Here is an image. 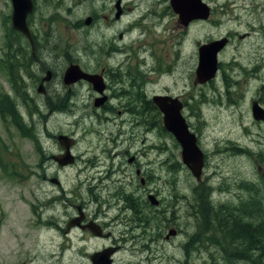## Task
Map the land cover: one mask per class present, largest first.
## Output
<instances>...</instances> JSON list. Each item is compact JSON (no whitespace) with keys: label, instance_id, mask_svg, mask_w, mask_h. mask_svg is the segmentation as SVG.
I'll return each instance as SVG.
<instances>
[{"label":"rangeland","instance_id":"obj_1","mask_svg":"<svg viewBox=\"0 0 264 264\" xmlns=\"http://www.w3.org/2000/svg\"><path fill=\"white\" fill-rule=\"evenodd\" d=\"M33 1L36 7L28 17L27 25L39 50L35 57L40 62L43 58L60 69L63 66V59L76 57L84 60L87 56H93L94 59L104 63L108 56L104 48L101 49L103 45H100L98 41L105 38L112 41L113 47L117 49L127 46L123 55L116 58L113 65L125 61V56H130L134 58L133 61H145L144 68H151L152 59L159 58L164 65L169 67V71L167 74L162 73L159 77L156 73H148L145 82L150 83V86L147 90L156 91L168 88L175 92L189 94L186 98L188 107L184 109L183 115L190 129L198 135L200 144L206 145L210 150L221 149L224 144L227 145L226 134L236 131L235 127L222 123L220 108L215 106L211 108L204 104L203 94L211 97L213 96L212 91L202 88L201 85H195L193 82L198 57L197 45L217 39L229 28L239 32L250 31L248 28L253 24L252 17L256 14L264 16V0H236L235 3H228L230 10L225 13L220 12V7L227 0H203L213 8L210 20L207 24H194L187 30H184L178 23L177 15L169 6V0H154L152 5H148L147 0H144L139 10L132 14L130 9L132 4L128 3L129 0H120L125 14L118 20H115L116 11L114 9L118 0H105L106 5L102 10L98 9L103 5L101 0ZM94 6L99 7L91 11ZM234 7L235 11H233ZM11 11L10 0H0V58H3L2 51H6L7 46H11L14 51L24 52L25 45L28 43L24 36L12 29ZM146 11L151 14H142ZM234 12L236 20L231 21L229 19L234 16ZM252 12L254 14L250 15ZM222 14L228 15L221 17ZM143 15H152L166 23L164 26L158 24L153 27L151 24L147 25L145 20L141 21L143 24L137 21L139 28L130 33L128 31L130 26L127 24ZM92 16L97 19V24L93 28L92 20L90 24H85L88 18L92 19ZM134 40L143 44L147 51H140L141 49L136 47L139 44L132 43ZM262 52L264 51L256 46L254 37L251 35L242 42L235 39L224 52L219 53L218 62L229 64L232 60L241 62L251 58L254 60L258 59ZM152 53H154L153 57H151ZM39 61H35L31 68L33 74L38 70ZM2 71H4L3 64H0V73ZM225 73L229 74V68L225 70ZM214 84H217L216 80ZM1 85H5V80L0 74ZM18 89L21 92L19 87ZM256 91L258 89H254V92ZM17 99V109L13 116L7 119L0 117V219H5L2 220L3 226L0 231V264H22V262L36 264L37 259V264H44L45 259H48V253L56 250L60 243L57 239L46 235L43 226L40 225V217L36 216L33 211L43 206L47 198L60 196V189L51 183L43 182L41 178L43 170L48 175L56 171V167L52 165L48 168L44 164L40 166L43 159L42 151L47 149L49 151L53 148L51 147L52 142L46 139L43 126L51 133L72 131L79 140L81 153L90 152V158L97 154L98 159L93 157L92 162H96L98 169L91 170L93 167L88 168L85 163L83 166L81 162L76 167L60 171L58 174L62 190L68 198L73 199L74 203L89 202L88 191L94 192V195L102 201L111 204V217H114L118 212V206L111 201V194L117 191V187H122V191L128 194V199L132 197L135 199V202L128 201L129 206L136 205L137 212L142 210L144 214L150 215V218L156 219L157 221L153 224H160L161 233L166 234L179 230V233L173 236L174 238L170 236L168 243H165L163 239L155 242L154 250L160 255V264H181L183 261L181 247L184 245L186 235L188 236L186 242L192 252V257L189 259L187 256L184 261L187 264H230L226 258L232 259V264H256L252 260L255 257V251L250 252L245 249V245H239L241 244L239 242L229 245L227 239L216 235L221 233L215 221L219 220L224 226L222 219L233 210L228 208L213 211L212 207L209 209L206 201L208 193L194 190L196 181L182 164L179 149L172 135L163 129L162 122L159 128L151 123L153 119L150 114H146L144 128L134 127L133 135L129 137L130 154L137 157L142 169L149 170L147 172L150 178L148 185L141 186L138 177H135L134 167H128L131 165L126 163V159H121L116 160L117 165L112 171L111 178L107 177L108 173L105 174V179L101 182L103 185L99 186V180L88 179L93 175L98 177L100 171L104 170V167L107 169L110 162L104 153L95 149L97 133L83 132V128L90 124L80 126L76 130V122L82 114L77 113L75 116L76 113L63 112L47 116L45 119H43L45 113H42V116L35 114L32 120L36 123L40 135L39 137L36 134L30 136L27 133L28 121H26L27 114L23 101L20 97ZM89 120L92 121L93 129L100 128V131L105 134L111 127L109 124L107 127L99 126L97 120L87 117L82 119L81 123L88 124ZM130 129L131 127H129V134ZM105 144L104 139L103 142H99V147L100 145L104 147ZM75 152L78 154L77 150ZM216 152L220 155L211 157L210 161L213 166H217V170L209 167L206 172L210 177L215 176L213 181L215 186L223 182L225 187L234 189L233 196L239 193L240 180L252 182L254 175L257 178L260 175L264 178V164L260 160L254 164V170L251 163L245 159L230 157L227 155L228 151ZM258 165L262 167V170L256 168ZM117 167L119 171H116ZM214 171L219 177L213 173ZM79 183H81L78 189L81 200L78 199L75 188L79 187ZM103 187L105 190H100ZM191 188L195 193H191ZM148 189L156 194V199L162 202L161 211H155L156 214L141 208L138 204L145 202V193ZM72 190L75 191L70 194ZM217 193L223 192L217 191ZM186 197L194 204L193 207L187 206L189 201ZM257 197L264 198L263 189L258 190ZM113 198L116 197L113 195ZM212 198L215 203L237 204L236 199L230 198L229 200V197L224 194H213ZM119 200L122 202L121 199ZM51 203L57 204L56 201ZM197 203H199L198 206ZM45 209L47 210L39 211L42 219L47 218L48 214L53 219L60 220L66 210L60 205L55 208L45 207ZM88 209L92 211L93 205H90ZM200 211L202 214L199 213ZM236 214H241L243 221L250 222L252 225L261 221L256 219L255 212L249 213L241 210ZM130 217L131 213L122 212V218ZM240 251H247L246 256L251 259L249 263L236 260V253ZM145 254L147 253L144 252L142 255ZM164 256H170V260L165 259ZM140 257L137 254H127L126 257L118 256L115 264L136 263ZM172 260H174L173 263ZM262 261L264 264V260Z\"/></svg>","mask_w":264,"mask_h":264},{"label":"flooded vegetation","instance_id":"obj_2","mask_svg":"<svg viewBox=\"0 0 264 264\" xmlns=\"http://www.w3.org/2000/svg\"><path fill=\"white\" fill-rule=\"evenodd\" d=\"M101 1H103V5L100 8H98L99 6H94L91 11L97 8L102 10L106 4L104 2L105 0ZM143 2L144 0H129L128 3L132 4V8H130L131 14L136 13ZM201 2L210 8L208 19L191 21L186 27L182 26L178 21L184 30H187L194 24H207L210 20L213 14V8L203 0H201ZM230 2L235 3L236 0H227L220 7L221 13L230 10V5L228 4ZM147 4H154V0H147ZM114 9L116 11L115 20L120 19V17L125 14L120 0L116 2ZM118 11L120 14L117 18L116 14ZM233 11H235V7ZM90 14L93 13L90 12ZM142 14L151 13L146 11ZM252 14L254 13L252 12L250 15ZM227 15L228 14H222L221 17H227ZM91 20L93 22V28L97 24V19L92 16L90 23ZM142 20H145L147 25L151 24L153 27L158 26V24L164 26L166 23L165 21L158 20L157 17H152V15H143L138 17L137 20H132L127 24L130 26L128 31L130 33L137 31L140 26L137 24V21L141 23ZM229 20H236L235 12L234 16ZM252 21L253 24L248 28L250 31L239 32L233 28H229L217 39L204 42L203 44L198 43L197 45L199 49L200 46L212 41L223 39L226 42L224 47L216 55L217 71L214 78L203 84L195 83L196 69L199 62L197 49L198 57L193 82L195 85H201L202 88L212 91L213 96L211 97L207 96L205 93L203 94L204 104L211 108L214 106L220 108L222 123L231 125L235 127L236 130L233 133L226 134L227 138L224 137L227 145L224 144L221 149L215 148V150H210L206 145L200 144L198 135L190 129L186 122L190 131L196 135L198 146L203 154V167L200 179L197 180L194 178L189 169L183 163L182 164L196 181L194 190H202V192L208 193L206 197L207 205L209 209L212 207V210L214 209L213 211L225 210L228 208L240 210L242 207L253 209L257 205H264V198L257 197L258 190H264V178L261 175L258 178L256 175L252 176V182L240 180L238 186L240 188L239 193L233 196L234 189L225 187L223 182L221 184L217 183L215 186L213 184L215 176L210 177L206 172L209 167L217 170V166H213L210 161L211 157L220 155L216 151H228L229 153H227V155L230 157L245 159L251 163L254 170V164L257 160H260L264 164V52L261 53L258 59L254 60H252V58L244 60L243 62L240 60H232L229 64L218 62L219 53L224 52L235 39L242 42L251 35L254 37L256 46L264 51V16L256 14L252 17ZM119 38L121 39V35ZM136 41L138 40H134L132 43H138ZM98 43L103 45L101 49L104 48L107 53L106 56H108L104 63L94 59L93 56H87L84 60L82 58L69 57L63 59V66L60 69L55 67L54 63L49 64L47 60H43V58H41L42 61L40 62L35 57L39 50L34 39L33 45L28 41L25 45L24 52L22 50L14 51L11 46H7L6 51H2L3 58H0V64H3L4 69L0 74L5 80V85L0 86V117L7 119V117L10 118L13 116L17 109V98L20 97L27 114V133L30 136L36 134L39 137L40 132L36 128V123L32 120L35 114L37 116H42V113H45L43 117V119H45L47 116L63 112L76 113L75 116L77 113H81L82 115L78 118L75 125L76 130L80 126L90 124L91 127L86 126L83 128V132L97 133V135H95L97 139V146L95 149L100 153H104L106 159L110 162L107 169L104 167V170L100 171L103 175L101 173L98 177L93 175L88 180H99L100 184H97L99 186L103 185L101 182L105 179V174L108 173L107 177L111 178L112 171L115 165H117L116 160L126 159V163L131 165L128 167H134L135 177H138L139 184L146 187L150 179L147 175L149 170L142 169L137 157L129 152V137L133 135L132 129L134 127L144 128V117L146 114H150L152 117L153 120L152 122L150 121L151 123L156 124L160 128L162 122L163 126L161 110L153 101V98L158 96L177 99L182 105L181 114L184 118L183 111L188 107L186 98L189 97V94L175 92V90L168 88L163 90L158 89L156 91L147 90V87L150 86V83L145 82L148 73H156L158 77L161 76L162 73L167 74L169 71L167 65H164L159 58H153L151 68H144L145 61H133L134 58L125 55V61L113 65L115 59L123 55L124 49H126L127 46L117 49L113 47L112 41L106 40V38L102 39L100 42L98 41ZM136 47L141 49L140 51H147V48H145L143 44H139ZM153 56L154 53L151 54V57ZM35 61H39V65L37 72L33 74L31 68L33 64H35ZM71 65L78 66L80 71L84 74L100 77L103 91L99 92L94 88L93 83L85 79H79L74 83L66 84L64 82V73ZM162 67H164V69ZM228 68L229 74H226L225 70H228ZM47 72H50L49 77ZM218 72L220 73L217 74ZM47 77L48 79L45 80ZM215 80L217 81L216 85L214 84ZM18 87L21 92L18 91ZM39 88L41 91H39ZM254 89H258V91L254 92ZM254 107L260 109L263 118L257 119L254 116ZM223 111L224 113H222ZM86 117L88 119L94 118V120H97L99 126L104 125L107 127V124H109L111 127L107 130L108 133L105 134L103 131H100V128L96 130L93 129L91 124L92 121L90 120L88 124L86 122L81 123V120ZM72 126H74V124ZM129 127H131L130 134ZM43 131H46V139L52 142L53 146L51 147L53 148L49 151L48 149L42 151L43 159L41 160L40 166L44 164V166L47 165L48 168L52 165L56 167V171L52 175H48L43 170L41 178L43 182L51 183L60 189V196L51 199L47 198L43 206L33 209L36 216L40 217L39 222L41 221L40 225L43 226L42 228L46 235H50L51 238L57 239L60 242L56 250L48 253V259H45L44 264H115L118 256L126 257L127 254H137L142 257H140L136 263L131 264H160V255L156 254L154 250L155 242L163 239L165 243H168L171 238L170 236H176L179 230H173L174 235L170 234L171 231L166 234L161 233L160 224H153V222L157 221L156 219L150 218V215L144 214L142 210L137 212L136 205L129 206L130 203L128 201L132 200L135 202V199H133V197L132 199H128V194L122 191V187H117V191L111 194V201H113L114 205L118 206V212L114 217H111V204L102 201L97 195H94V192L88 191L89 202L80 201L74 203L73 199L68 198L64 190H62L58 174L60 171L76 167L81 164V162L83 166L85 163L86 167H93L91 170L98 169L96 162H92L93 157L98 159L97 154H94V156L90 158V152L81 153L79 151V140L72 131L51 133L44 126ZM232 134L233 136H231ZM60 136H66L68 139L72 140V143L68 145V147H65V145L61 144L58 140ZM104 139L106 140L105 146L102 147L100 145L99 147V142H103ZM174 141L179 149L181 158V148L175 139ZM75 150H77L78 154ZM212 152H214V154H212ZM59 161L64 164L61 165ZM113 162H115V164H113ZM256 168L262 170L260 165ZM116 171H119L118 167ZM213 173L219 177L215 171ZM80 185L81 183H79V187H75L79 200H81L78 191ZM100 190H105V188L103 187V189ZM74 191L75 190H72L69 193H74ZM217 191H222L223 193H217ZM193 192L191 188V193ZM145 194V202L138 203L141 208H145L152 213L161 211L162 202L160 200L156 199L158 202L155 205L149 200L150 195L155 197L156 194L152 193L150 189H148ZM213 194H224L229 197V200L230 198L236 199L237 204L225 202L215 203L212 198ZM113 195L116 198H113ZM36 199L38 198L36 197ZM119 199H121L122 202ZM186 200L189 201L187 197ZM52 201H56L57 204H52ZM57 205L65 207L66 209L60 220L53 219L52 216L50 217L48 214L46 216L47 218L42 219V214L39 213V211L47 210L45 207L55 208ZM90 205H93L92 211L88 209ZM193 205L192 202H187V206L193 207ZM196 205L198 206L199 203ZM200 207L204 209L202 206ZM122 212H124V214L131 213V217L122 218ZM2 220L5 219H0V231L3 226ZM215 222L221 233L220 235H216L219 238L229 240L228 236L225 235L223 224L219 220ZM155 228L157 229L156 231ZM187 237L186 235L184 245L181 247L183 255L181 264H187L184 262L187 256L189 259L192 257V252L189 249L188 242H186ZM144 252L147 254L142 255ZM246 252L247 251H240L237 253L247 255ZM164 258L170 260V256H164ZM23 259H25V257H23ZM171 262L173 263L174 260ZM22 264H24V262H22Z\"/></svg>","mask_w":264,"mask_h":264},{"label":"water","instance_id":"obj_3","mask_svg":"<svg viewBox=\"0 0 264 264\" xmlns=\"http://www.w3.org/2000/svg\"><path fill=\"white\" fill-rule=\"evenodd\" d=\"M12 12L10 15V23L13 30L22 34L31 45H33L32 34L27 25L28 15L32 13L34 5L32 0H10ZM170 6L178 16L179 23L186 27L191 21L206 20L210 14V8L201 2V0H169ZM118 11L116 17H119ZM90 23V19L86 24ZM226 44L225 40L212 41L202 45L198 49L199 62L196 69L195 83H206L214 78L217 71V53ZM48 77L50 72H47ZM48 77L45 79L47 80ZM79 79H85L93 83L94 88L99 92L103 91L102 81L100 77L87 75L80 71L78 66H69L64 73V82L66 84L74 83ZM100 80V81H99ZM40 89V88H39ZM41 91V89L39 90ZM153 101L161 110L163 116V128L170 133L181 148L182 163L189 169L191 174L197 180L200 179L203 167V154L198 146L197 138L192 133L183 118L181 111L182 105L177 99L170 97L158 96L154 97ZM254 116L259 119L263 118L260 109H253ZM59 142L65 147L72 143V140L66 136H60ZM61 165L64 163L59 161ZM150 202L155 205L157 200L153 195L149 196ZM174 235V232H170Z\"/></svg>","mask_w":264,"mask_h":264},{"label":"trees","instance_id":"obj_4","mask_svg":"<svg viewBox=\"0 0 264 264\" xmlns=\"http://www.w3.org/2000/svg\"><path fill=\"white\" fill-rule=\"evenodd\" d=\"M233 211L228 212L222 219L224 222L225 235L228 236L229 242L227 244H236L239 242L241 246L245 245V249L255 251V257L252 259L256 264H263L264 260V206L257 205L255 208L242 207L240 210L232 209ZM244 212H255L257 220H261L258 224L252 225L250 222H244L243 217L239 213ZM199 213L202 214L200 211ZM221 213V212H218ZM243 252V251H242ZM237 259L240 261H251L247 258L246 254L236 253ZM227 262L232 264V259L226 258Z\"/></svg>","mask_w":264,"mask_h":264},{"label":"bare ground","instance_id":"obj_5","mask_svg":"<svg viewBox=\"0 0 264 264\" xmlns=\"http://www.w3.org/2000/svg\"><path fill=\"white\" fill-rule=\"evenodd\" d=\"M19 90V89H18ZM208 196V195H207ZM191 211V210H190Z\"/></svg>","mask_w":264,"mask_h":264}]
</instances>
